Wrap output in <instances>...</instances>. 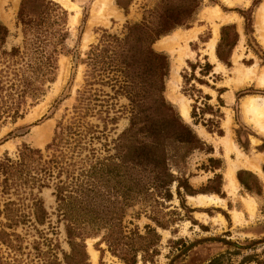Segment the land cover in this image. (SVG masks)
Here are the masks:
<instances>
[{
    "label": "rangeland",
    "instance_id": "1",
    "mask_svg": "<svg viewBox=\"0 0 264 264\" xmlns=\"http://www.w3.org/2000/svg\"><path fill=\"white\" fill-rule=\"evenodd\" d=\"M51 1L58 7L38 9L31 3L27 13L33 24L25 26L16 18L21 0H0V22L9 31L2 49H18L15 55H0V264H124L110 251L106 237L120 241V252L129 258L128 264H264V181L259 180L260 194L248 192L241 185L234 194L222 188L227 161L236 157V150L227 147L224 139L230 138L231 144L246 156L239 146L249 149L245 129L236 122L237 103H232V111L220 108L222 101L216 98L215 91L225 78L221 84L230 91L222 97L227 103L233 99L234 89L228 84L233 62L231 67L219 70L213 65L215 73L221 72L218 75L200 74V67L209 61L203 49L212 36L213 26L226 23L218 18L198 20L203 6L216 5L223 12L236 11L226 13H235L237 17L240 14L246 38L238 30L241 46L237 64L243 66L249 63L246 58L252 50L263 58L251 34L253 11L261 0H240L234 5L221 0H112L113 10L98 8L99 16L92 23L89 19L95 0H69L78 6L75 22L71 18L74 9L66 8L58 0ZM187 3L200 7L189 26H198L203 32L198 34L199 39L197 36L186 41L193 54L185 56L178 65L180 80L175 93L189 101L190 119L183 120L206 146L179 158L177 166L170 164V172L186 180L192 194L182 187L178 193L175 180L168 187L171 196L166 198L143 185L149 172L121 159L120 136L129 125L133 109L129 95L135 91L141 95L144 83L134 76L139 71L122 68L120 52L127 24L154 23L156 11L162 5ZM200 22L206 26L197 25ZM230 22L238 29V23ZM154 44L155 50L168 54L170 72L171 53ZM183 44L180 41L174 48ZM197 49L199 55L195 57ZM226 50L223 47L224 53ZM172 53L177 55L175 50ZM252 56L253 63L245 66L256 65L255 73L259 75L264 66L258 65L256 55ZM194 63V75L199 81L188 82L182 75L187 79L191 73L189 64ZM168 77L163 94L177 107L165 95ZM256 77L239 84L245 86L253 81L264 86L258 84ZM230 92L232 98L228 100ZM193 104L199 108L195 109V117L191 114ZM204 104L210 105L212 112L202 116L200 109ZM15 111L17 115L12 118ZM240 111L243 119L264 135L244 118L241 106ZM207 118L213 122H206ZM196 127L203 128L205 134H198ZM218 128L222 136H218ZM36 131L43 138L34 142L31 137ZM251 141L257 143L258 139L251 137ZM24 145L31 151L24 150ZM209 146L212 152H206ZM183 152L181 149L180 154ZM253 153L251 150L253 157H248L257 159L259 156ZM209 158L220 163L215 173L221 176L219 193L212 191L219 184L215 174L206 179L209 170L213 171ZM240 168L243 167L236 171ZM58 189L65 196L63 200L57 198ZM196 194L216 195L223 204L192 205L187 196ZM245 199H250L251 206L243 205ZM37 206L43 211L39 213ZM232 210L238 212L236 220L232 219ZM67 226L71 227L74 240L84 245L86 255L77 251L72 256ZM147 226L158 235L154 242L147 234ZM89 247L96 253L95 260Z\"/></svg>",
    "mask_w": 264,
    "mask_h": 264
},
{
    "label": "trees",
    "instance_id": "2",
    "mask_svg": "<svg viewBox=\"0 0 264 264\" xmlns=\"http://www.w3.org/2000/svg\"><path fill=\"white\" fill-rule=\"evenodd\" d=\"M31 3L34 6L36 5L35 7H38V9L41 7L47 8V6H57L51 0H21L16 18L20 24L25 26L33 24V19L27 13ZM199 9L198 4L193 3L162 5L159 11H156L154 23L133 22L127 24L126 33L122 39L124 48L120 52V62L123 64L121 66L125 71L129 69L139 71L134 76H139L144 84L142 85L141 95L136 91L134 94L129 95L133 109L131 111L129 125L120 136L123 150L121 159L126 164L139 167L141 170L149 172L150 176L145 180L143 185L147 186V188L155 189L166 198L171 196L168 187L175 180L178 181V193L182 187L187 193L192 194L187 181L174 177L170 172V164L177 166L179 158L184 159L187 156L186 154L195 149L203 150L206 144L198 137L191 126L184 122L178 112V108L165 99L163 93L165 79L169 74V56L164 51L155 50L152 45L160 37L171 33L176 28H180L181 26H184V29L191 27L189 23L195 19V15ZM233 27V25H223L220 27V38L215 49L217 57L228 66H230V62L228 61L230 52L237 41V33ZM232 29V36H229L228 32ZM8 34L7 27L0 22V55H15L18 53V49L14 46L9 52L2 49ZM114 38L118 41L117 37L114 36ZM223 47L227 49L225 53ZM189 67L191 70L189 77L187 79L184 75L182 77L188 82L191 79L199 81V78H196L194 75L197 64H189ZM211 68V64L205 62L200 67V74L207 75L210 73ZM205 98H208V96L205 95ZM218 101L221 102L220 98H218ZM191 107V114L195 117L196 108L194 104ZM200 112L202 116L205 113H211L212 107L208 104L205 106L204 104ZM16 115L17 112L15 111L12 114V118ZM206 122L212 123L213 120L207 118ZM208 131L213 132L209 129ZM216 132L218 134L222 133L219 128ZM26 149L30 150V148L24 145V150ZM181 149L184 150L183 154H180ZM205 150L206 152H212V147H206ZM21 153L23 155L22 151ZM21 157L23 158V156ZM6 161L9 162L10 160L7 159ZM215 161L218 160L209 158V162H212L210 164L211 168H219L220 163ZM262 169L264 172V165ZM214 176L216 180L218 179L219 184L212 191L219 193L221 176L220 174H215ZM236 177L246 191L260 194L261 183L254 174L249 171L238 170ZM61 189H58L57 193L59 200H63L65 197ZM37 210L40 213L43 211V208L37 206ZM66 232L72 256L77 251L83 256L86 255L84 245L74 240L70 226L66 227ZM147 234L153 238V242L158 238L154 229L149 226H147ZM105 240L110 251L113 254H117L124 261V264H128L127 261L129 258L120 252V241L118 239L110 241L107 237ZM153 242H148V244L153 245Z\"/></svg>",
    "mask_w": 264,
    "mask_h": 264
},
{
    "label": "bare ground",
    "instance_id": "3",
    "mask_svg": "<svg viewBox=\"0 0 264 264\" xmlns=\"http://www.w3.org/2000/svg\"><path fill=\"white\" fill-rule=\"evenodd\" d=\"M61 2L64 6L69 7L70 9L75 10V15L72 16V22H75L76 20V14L78 10V6L76 3H72L69 0H58ZM112 0H95L94 8L92 11V14L89 19V23H92L94 19H96L99 16V13H97V9H105L106 11H112L113 7L111 5ZM228 5L234 4L231 1H226ZM101 7V8H100ZM216 9V7H213ZM80 9V8H79ZM203 10V11H202ZM101 11V10H99ZM207 11V8L204 7L199 11V17H201L202 12ZM211 13V12H208ZM212 14V13H211ZM258 18H261V14H258ZM264 21V15H262V22ZM261 24V23H260ZM259 24V25H260ZM218 29L219 26L215 24L213 26L212 30V37L211 39L206 43V49L203 50L210 54V56L213 58V51L215 47V42L218 37ZM195 32V29L190 30H184L181 28H176L171 33L164 35L160 37L158 40H156L155 44L157 48H165L168 50L169 53L172 55V61H171V67L169 72V77L166 81V89H165V95L168 99H170L172 102H175L179 111L180 116L188 121L190 119L189 117V101L182 96L181 94H176V88L178 86V82L180 80L179 75L177 74L178 71V65L180 63H183V58L185 56L192 55L193 53L189 52L188 46H187V39ZM259 36L264 40V31L259 30L258 31ZM183 41L184 44L179 49L174 48V45L177 44L180 41ZM84 41H86V35H84ZM173 50L177 52V55H173ZM255 67H247L245 68V74L246 78H251V76H254L255 73ZM256 79L258 83L263 84L264 83V76L261 73L259 75H256ZM58 85V84H57ZM241 110L244 114V118L247 120H250V122H253L255 127L258 128L259 131H261L264 134V97L263 96H248L244 98L241 103ZM196 130L198 133H204L203 128L196 127ZM226 137V136H225ZM43 137L41 135L37 134V131L35 134L32 135L31 139L34 142H37L38 139H42ZM224 141H227V147L234 148L236 150V157L233 160L228 159V165H226V169L224 170V188L229 191H235L237 189V185L234 179V173L237 168L243 167V168H250L257 172L259 176L264 181V176L260 170L259 166V157L257 159H251L250 157L244 155L236 146L235 144H231V140L224 139ZM221 142V141H219ZM228 153V152H227ZM210 196H204V195H197V196H187V199L190 203H198V204H205V200H207ZM210 200V199H208ZM244 205L247 207L251 206L250 199H245L242 201ZM232 216L234 217L236 213L234 211L231 212ZM89 254H91V257L93 260H95L96 253L95 251L89 247Z\"/></svg>",
    "mask_w": 264,
    "mask_h": 264
},
{
    "label": "crops",
    "instance_id": "4",
    "mask_svg": "<svg viewBox=\"0 0 264 264\" xmlns=\"http://www.w3.org/2000/svg\"><path fill=\"white\" fill-rule=\"evenodd\" d=\"M221 1H223V2H225L226 3V1H231V2H233V3H235L236 4V2H238V1H240V0H221ZM241 2H242V0H241ZM238 3H240V2H238ZM227 4V3H226ZM234 5V4H233ZM204 7H206L207 8V11H205V12H202V14H201V17L200 18H208V19H212V18H218L219 20H220V22L223 24V23H226V24H223V25H234V27H235V31H236V33H237V35L239 36L240 35V30H241V33H242V35H243V38L245 39L246 38V33H245V23L242 21V23L240 22V18H242L241 16H240V14H238L239 15V17H237L236 16V11H222L218 6H216L215 5V7H216V9H214L213 7L214 6H203L201 9H203ZM200 9V10H201ZM203 11V10H202ZM208 12H211V13H208ZM226 12H235V13H226ZM227 14H235V15H227ZM258 14H261V18H258ZM262 15H264V0H261L257 5H256V7H255V9H254V11H253V20H252V30H251V34H253V38H254V40L256 41V43L259 45V49H260V52L263 54V58H260L257 54H256V52H254L253 50H252V55H256L258 58H259V60H260V63L258 62V65L259 66H264V48H263V46H264V40H262V38L259 36V33H258V31L259 30H262V31H264V21L262 22ZM199 18V16H198V20L199 21H203L202 19H200ZM208 21V20H207ZM230 21H235L236 23H238V29H237V25L235 24V23H232V22H230ZM205 22V21H204ZM210 22V21H209ZM227 22H230V23H227ZM261 23V24H260ZM210 24H211V22H210ZM260 24V25H259ZM197 25H204V27L206 26L205 24H202L201 22L200 23H197ZM218 26H220L221 24H217ZM223 25H221V26H223ZM254 25H255V27H254ZM220 26V27H221ZM196 28H194V27H191V28H189V29H186V30H190V29H195V32L187 39V42L191 39V38H194L193 40H195L196 38H197V36H198V39H199V35L203 32V30L200 32V30H199V28L200 27H198V26H195ZM220 27H219V29H218V36L219 37H217L218 38V40H216L217 42L219 41V38H220ZM204 29V28H203ZM185 30V29H184ZM199 30V31H198ZM213 30V29H212ZM239 30V31H238ZM200 32V33H199ZM199 34V35H198ZM211 35H212V33H211ZM212 37V36H211ZM211 37L209 38V39H211ZM239 39H240V37L237 39V42L239 41ZM242 39V38H241ZM193 40H191V41H193ZM259 40V41H258ZM217 42H215V44L217 45ZM263 46H262V45ZM216 45H215V49H216ZM236 46V47H235ZM240 46H241V40L239 41V43L237 44V45H234V47L232 48V50H231V52H230V56H229V58H228V61L230 62V66H228V65H226L223 61H221L218 57H217V55H216V52L215 51H213V58L210 56V54L209 53H207V52H205L207 55H208V60L211 62V63H213V64H211L208 60H207V58H206V56H204V55H202L203 56V58H205L207 61H208V63L209 64H211V71H210V73L211 74H215V75H218V74H220L221 72H218V73H215L214 71H213V65H214V69L215 70H219V69H223L224 68V66L226 67V68H229V67H231L232 66V62H233V67L231 68V70H230V72L232 73V77H230V79L228 80V84H229V86H230V88L231 89H234V90H231V92H232V95H233V99H232V101L230 102V103H227L226 101H225V99L222 97V94L224 93V92H226V91H230V89L226 86V85H224V84H221V82L225 79V78H223L222 80H220V88H218L217 89V91H215L216 93H217V99L218 98H220V100L222 101V104H219V107L220 108H223V107H226V108H229V109H231L232 111H233V109H234V104H232L233 102H236L237 104H235V111H236V119H237V124L239 125V126H241L243 129H245V136H244V139L246 140V142H247V146H249V149L246 151L244 148H242V147H240L237 143V145L239 146V148H241V150L244 152V153H246L248 156H252V154H250V151L251 150H253L254 151V156L256 155H258L259 156V161H258V163H259V166H260V170H261V172H262V174L264 175V172H263V169H262V166L264 165V147H263V144H264V135H262V134H260L256 129H254L253 127H252V125L251 124H249V123H247L244 119H243V116H242V114H241V111H240V103H241V101L244 99V98H246V97H248V96H257V95H246V94H248V93H243L242 95H241V93H242V91H248L249 92V94H259V95H261V96H264V86H258V85H256V83H254L253 81H251L250 83L248 82V84H246L245 86H242V84H239V83H242V82H244L245 80H247V79H249V78H246V74H245V68H247V67H254V66H252V65H250V66H245V65H248V64H251V63H253V59H254V57L251 55V56H248V58H246V60L247 61H249V63H243L241 60L243 59V57H241L240 58V61L243 63V64H245V65H243V66H241L240 64H237V60H238V54H237V51H238V49L240 48ZM189 49V48H188ZM205 49H206V47H205ZM205 49H203V50H205ZM234 49V50H233ZM196 51V54H195V57H197L198 55H199V52H198V49L197 50H195ZM189 52H191V53H193L192 51H190V49H189ZM245 55H246V53H244ZM185 58V57H184ZM240 62V63H241ZM234 63L236 64V66L234 67ZM262 72V74H263V76H264V67H263V69L262 70H260V72L259 73H261ZM258 74V72H256V74L254 75V76H256ZM223 75V74H222ZM259 85H263V84H260V83H258ZM239 86H241V87H239ZM239 87V88H238ZM236 88V89H235ZM231 92L230 93H228L227 94V98H228V100H230L231 98H232V95H231ZM240 94V95H239ZM210 95V94H209ZM245 95V96H244ZM237 96H238V98H237ZM208 99L209 100H212L213 98H212V96H208ZM241 99V100H240ZM238 100V101H237ZM224 103V104H223ZM225 116V115H224ZM223 120V119H222ZM232 125V124H231ZM222 126V125H221ZM221 129V128H220ZM224 130V129H223ZM204 133H205V131H204ZM207 133V132H206ZM210 133V132H209ZM257 133V134H256ZM198 134H200V135H204L203 133H198ZM208 134V133H207ZM210 134H212V133H210ZM218 134V133H217ZM209 135V134H208ZM224 135V134H223ZM218 136H222V133L221 134H218ZM251 137H254L255 139H258V142L257 143H252V141H251ZM1 146V145H0ZM218 148H220V146L218 147ZM233 154V153H232ZM253 157V156H252ZM213 169V171H211V170H209V175H207L206 176V179H208L209 177H210V175H214L215 173H216V171H218L219 169H217V168H212ZM238 170H245V171H249V172H251L252 174H254L257 178H258V180H261L262 178L259 176V174L257 173V172H255L254 170H252V169H250V168H240V169H238ZM237 170V171H238ZM237 171H235V173H234V179H235V182H236V185H237V188L240 186V183H239V181H238V179H237V177H236V172ZM258 174V175H257ZM260 177V178H259ZM263 180V179H262ZM261 180V181H262ZM260 182V181H259ZM263 182V181H262ZM223 183H224V179H223ZM223 183H222V188L224 187L223 186ZM261 183V182H260ZM262 187V186H261ZM225 189V188H224ZM227 190V189H226ZM237 190V189H236ZM236 190L235 191H229V190H227L228 191V193H231V194H234L235 192H236ZM197 195H202V194H196V195H192V196H197ZM208 196H210L208 199H210V202L209 203H207V200H205V204H198V203H190V204H192V205H195V206H205V205H209L210 203H216V204H223V200H221L218 196H216V195H213V194H207ZM207 195H204V196H207ZM243 203V202H242ZM244 205V204H243ZM246 208H247V206L246 205H244ZM233 211V210H232ZM231 211V212H232ZM235 213H236V215L233 217L232 216V219L233 220H236L237 218H238V212H236V211H234ZM231 215H232V213H231ZM221 219V218H220Z\"/></svg>",
    "mask_w": 264,
    "mask_h": 264
},
{
    "label": "flooded vegetation",
    "instance_id": "5",
    "mask_svg": "<svg viewBox=\"0 0 264 264\" xmlns=\"http://www.w3.org/2000/svg\"><path fill=\"white\" fill-rule=\"evenodd\" d=\"M245 150H248V147H243Z\"/></svg>",
    "mask_w": 264,
    "mask_h": 264
},
{
    "label": "built area",
    "instance_id": "6",
    "mask_svg": "<svg viewBox=\"0 0 264 264\" xmlns=\"http://www.w3.org/2000/svg\"><path fill=\"white\" fill-rule=\"evenodd\" d=\"M198 109H199L198 106H196V110H197V111H198Z\"/></svg>",
    "mask_w": 264,
    "mask_h": 264
}]
</instances>
